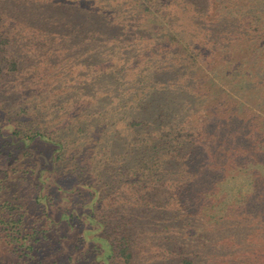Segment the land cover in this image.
<instances>
[{
	"label": "rangeland",
	"instance_id": "1",
	"mask_svg": "<svg viewBox=\"0 0 264 264\" xmlns=\"http://www.w3.org/2000/svg\"><path fill=\"white\" fill-rule=\"evenodd\" d=\"M57 1L0 0V24L4 23L11 30L8 29L11 34L8 38L9 44L8 39L5 40L6 35H2L0 31L1 137L17 134L14 136L16 140L36 136L32 152L36 154L33 161L37 162L38 168H44V165L49 168L54 166L51 152L53 144L49 138L62 143L63 156L57 160L59 167L56 171V175L59 174L58 184L62 187L60 191L57 187L54 191L59 200L68 199L64 200L65 203L77 200L69 196L70 190L77 187L79 181H86L97 186V189L101 191L102 208H109L110 205L106 204L109 202L114 205L116 201L118 206L121 203L118 201L120 199H133L134 202L138 197L147 195L159 203L167 200L169 210L164 206L162 211L179 212L180 215L182 213V216H179L180 221L176 224L165 222L167 217H158L162 224L158 231L161 232V237H155L158 248L152 250L149 244L146 247V253L140 257L139 264H181L177 251L171 256L168 254V257L163 253L158 254V251L160 247L174 249L181 246V253L184 250L182 242H187L186 238L191 241V246L187 250L195 258L196 264H212L214 261L216 264H221L218 258L222 260V264H264V166L259 167L260 172L238 170L219 179L209 175L213 170L204 169L206 175L189 187L192 190L184 197L187 199L185 206L178 202L180 195L175 201L170 200V197L183 192L184 182L188 180L189 175H194V169H190L189 174L180 175V177L165 173L164 177L157 181L145 179L140 184L142 188L136 186L137 180L141 177L136 171L131 175L135 186H132L130 182L125 183L124 180L127 177H122L117 170L122 169V166L136 170L140 168V162L137 159L139 155L136 153L139 145L134 144L135 142L139 144L135 140L138 130L143 128L146 130L143 133L147 135L151 134L150 131L158 124L162 123V126H165L171 122H181L185 128L184 121L189 124L191 120L194 124H189L186 131L181 127L182 134L187 135L188 132H193L194 127L201 121L198 107L205 105L207 97L203 95L194 99L198 96L194 93L192 98L188 95L189 90L182 84L176 87L180 93L178 95L161 93L159 84L160 93L151 87L147 89L145 95L139 93V96H136V92H139V89L135 90L138 76L134 77L133 73H121L123 67H129L128 63L133 65L135 54L132 53H137L133 47L143 48V45H136L132 38H127L129 33H125L132 27L122 24L125 29L122 34H119L126 37L128 43L120 44V47L115 45L114 40L111 43L101 44L97 39L99 35L95 37L84 30L87 27L82 26L81 22L77 23L80 19L76 9L78 3H83L82 12L87 14L95 8V1L60 0L63 4L73 7L72 11L63 10L57 5ZM129 4L131 5L132 2ZM129 10L131 15L134 12L137 17H132L135 23L138 20L140 22L145 20L144 15L135 11L137 9L134 4ZM117 14L118 12L116 16ZM231 24L237 26L238 21L235 20ZM239 25L242 27V24ZM258 34L264 38V30H259ZM153 46L149 49L155 51ZM238 50V47H232L234 58H230L228 65L220 63L225 62L221 57L216 59V63H213L214 70L210 74L215 83H223L222 80L227 77V74H221L223 70L228 73L230 69L234 74H242L241 80L240 76L225 80L229 84L240 82L228 88L233 94L231 102L234 105L233 108L237 107L241 110L239 113L245 111L243 116L247 118L243 120L250 119L252 122L249 126L247 121L241 122L240 127H236L238 124L235 125L236 129L240 128V132L237 131L238 137H235L237 141H232L229 137L227 140L233 144V147L239 144L242 149L245 145L251 144V147L256 148L259 142L249 141L246 139L247 135L244 136L248 132H241L246 129L251 131L253 127L258 128L259 124L264 125V91L256 88L249 94L247 86H243L246 84L243 73L249 69L250 74H256V69L234 63L239 58L236 55ZM125 59L128 60L124 62ZM260 62L264 67V59ZM168 64H174V68L170 70L174 73L170 76L166 75L164 83L174 86L177 76L186 72L187 69L177 67L178 63L175 61H170ZM140 66L143 69L144 63ZM252 80L259 82L262 78L254 76ZM260 84L263 87L264 80ZM224 96V93H219L213 98L214 108H221L218 111L224 109L222 108V103L225 102L222 99ZM222 116L219 113L216 116L218 120L214 123L221 122ZM133 120L142 122V126H138L136 130L131 128L130 124ZM154 121L156 123L152 125ZM229 129L231 132L236 130L232 129V124L228 127ZM228 132L225 131L226 134ZM259 139L264 150V134ZM153 146L154 144L150 145L148 141L149 150H152ZM21 152L22 149L14 151L19 158H23ZM120 154L123 155L119 156ZM259 155V151L252 152L248 158L254 159ZM0 159L6 162L13 160V156L1 155ZM105 163L114 174L102 172ZM252 164L250 163L249 166ZM196 177L198 176H193V178ZM23 181L24 193L32 194L34 190H37L29 186V180L23 179ZM144 185L146 188L143 187ZM209 207L212 209L208 212ZM213 214H215V222L220 217L226 216L221 222L222 226L217 229L212 223L213 219H211L212 222L208 221ZM186 215H191L188 219L196 227L192 236L184 238L177 230L186 223V221L182 222ZM138 221L143 222L141 218ZM147 239L152 240L149 232L145 242ZM69 255L67 252L59 262L67 263ZM94 256V252L88 253L87 257L79 261V264H89ZM17 259L8 247L0 246V264H14ZM113 260L115 264L119 262L116 259ZM101 261L102 259L98 258L95 262Z\"/></svg>",
	"mask_w": 264,
	"mask_h": 264
},
{
	"label": "trees",
	"instance_id": "2",
	"mask_svg": "<svg viewBox=\"0 0 264 264\" xmlns=\"http://www.w3.org/2000/svg\"><path fill=\"white\" fill-rule=\"evenodd\" d=\"M93 1L96 2L95 8L87 14L82 12L83 3L79 2L76 8L77 13L80 14L77 23L81 22L82 26L87 27L85 31L95 37L99 35L97 39L101 44L111 43L114 40L115 45L120 47V44L128 43L126 37L119 35L125 29L122 24H126L127 27H132L125 33H129L127 38H132L136 45H143L142 49L138 46L133 47L137 51L132 53L135 54L133 65L128 63L129 67H123L121 70V73H133L134 77L138 76L135 90L139 89V92H136V96H139V93L145 95L147 89L151 87L160 93L159 84L161 93L178 95L180 93L176 87L182 84L189 90L188 95L192 98L194 93L198 95L194 99L203 95L207 97L205 105L198 107L201 118L198 127H194L193 132H188L187 135L181 132V127L184 128L181 122H171L165 126L160 123L150 131L151 134L147 135L143 133L146 132L143 128L138 130L135 140L139 144L137 142L134 144L139 145V149L144 148L136 150L140 168L136 170L122 166V169L117 170L122 177H127L124 182H130L135 186L131 175L137 171L138 176L141 177L137 180L136 186L142 188L140 184L145 179L157 181L163 178L165 173L180 177L189 174L190 169H194V175L200 178L189 175L188 180L184 182L183 192L170 197V200L175 201L180 195L178 202L185 206L187 199L184 197L192 190L189 187L206 175L204 169L213 170L209 175L217 179L238 170L260 172L259 167L264 166V150L259 138L264 134V125L259 124L258 128L253 127L251 131L246 129L241 132H248L244 136L247 135L246 139L249 141L259 142L256 148L251 147V144L245 145L242 149L239 144L233 147V144L227 140L229 137L232 141H237L235 137H238L237 131L240 132V128L236 129V127H240L241 122L244 121H247L248 126L252 122L250 119L243 120L247 118L243 116L245 111L239 113L241 110L237 107L233 108L231 102L233 94L228 88L240 82L229 84L225 80L233 76H240L241 80L242 74H234L230 69L228 73L223 70L221 74H227V77L222 80L223 83H215L210 73L214 70L213 63L215 64L216 59L220 57L225 61L220 62L222 65L230 64V58H234L231 50L236 46L239 48L238 54L236 53L239 58L234 63L256 69V74H250L249 69L243 73L246 81L243 86H247L249 94L256 88L264 91V86L260 84L264 80V67L260 62L264 59V38L258 34L259 30H264V0H125L124 3L118 2L119 0ZM129 2L132 4L130 5ZM133 4L137 9L135 11L144 15L145 20L141 22L138 20L136 23L132 20V17H136L134 12L131 15L129 10ZM57 5L67 11L73 9L60 0L57 1ZM116 12H118L117 16ZM235 20L238 21L237 26L231 24ZM239 24H242V27ZM8 29L10 30L9 26L0 24V31L2 35H6V41L11 37ZM156 34L158 36H155ZM152 45L155 51L149 49ZM170 61L178 63L179 68L187 69L177 76L174 86L164 83L165 76L174 73L170 71L174 68V64H168ZM143 63L144 68L141 69L140 65ZM15 64L17 65V61ZM0 73L2 74V70ZM254 76H259L262 80L259 82L252 80ZM219 93L225 94L222 98L225 100L222 103V108L224 107L222 111H218L221 108L216 109L212 104L213 98ZM219 113L223 115L222 121L214 123L218 120L216 116ZM191 117L194 118L192 115ZM189 121L190 125L194 124ZM155 123L154 121L152 125ZM184 123L186 131L189 124L186 121ZM231 124L232 129H236L233 132L228 130ZM237 124L238 126L235 127ZM130 126L135 129L142 126V122L133 120ZM225 131L229 132L226 134ZM16 135L1 137L0 124V143L3 141L0 144L2 145L0 156H13V160L6 162L0 159V246H6L11 252L13 251L18 258L14 264H79V261L87 257L90 252H94L95 256L90 259L89 264H115L113 259L119 261L117 264L121 262L139 264L140 257L146 253L149 244L152 250L158 248L156 238L161 237V232L158 231L162 226L158 217H167L165 222L172 224L180 221L179 216H182V213L180 215L179 212L162 211L164 206L169 210L167 200L159 203L147 195L138 197L134 202L133 199H120L118 201L121 203L118 206L116 201L114 205L109 202L106 203L110 205L109 208H102L101 191L97 186L86 181H79V185L70 190L69 196L73 200L77 198L75 202L65 203L64 200L67 198L59 200L54 188L57 187L60 191L62 187L58 184L59 174L56 175L59 167L57 160L63 156L62 143L49 138L53 144L51 152L54 166L49 168L47 165H44L45 167L42 165L44 168H38L37 162L33 161L36 154L32 152L36 136L15 140ZM148 141L150 145L154 144L152 150L148 148ZM4 149L6 151H3ZM17 149H22L23 158H19L14 153ZM256 151H259V156L254 159L248 158V155ZM101 163L104 164L103 161ZM250 163L253 164L249 166ZM205 165L206 167H203ZM102 172L114 174L107 163ZM23 179L29 180V186L37 189L33 191L34 194L32 192L33 195L23 192L25 188L24 186L22 188ZM207 179L210 180L209 177ZM143 187L146 188L145 185ZM211 209L209 207L208 212ZM190 216L186 215V219L182 221L186 223L182 228H176L181 237L193 235L196 226L188 219ZM225 217H220L215 222V214H213L208 221L212 222L213 219L212 223L217 229L222 226L221 222ZM139 218L143 222H139ZM173 227L175 230V226ZM148 232L151 233L152 240L148 238L145 242ZM186 241L182 242L184 250L181 253L180 246L174 249L160 247L158 254L163 253L168 257V254L171 256L177 251L181 264H196L195 258L187 250L191 246V241L188 238ZM67 252L70 254L69 261L60 263L62 256ZM98 258L102 261L95 262ZM218 261L222 264L220 258ZM212 264H216L215 261Z\"/></svg>",
	"mask_w": 264,
	"mask_h": 264
}]
</instances>
